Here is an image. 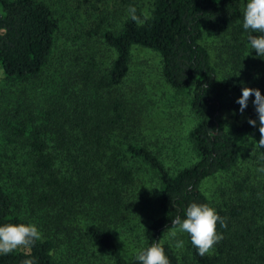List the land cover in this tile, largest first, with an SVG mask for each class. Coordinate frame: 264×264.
I'll list each match as a JSON object with an SVG mask.
<instances>
[{"label": "trees", "instance_id": "obj_1", "mask_svg": "<svg viewBox=\"0 0 264 264\" xmlns=\"http://www.w3.org/2000/svg\"><path fill=\"white\" fill-rule=\"evenodd\" d=\"M54 1L0 0V68L4 81L20 85L0 104V225L31 222L43 236L31 257L18 249L0 255V264L32 257L36 264H81L89 243L110 264H139L136 254L157 240L170 264H264V173L257 171L264 149L258 162L247 159L236 139L260 136L254 97L239 111L241 88L264 95V57L251 50L243 29L247 0H150L143 25L130 19L128 0H111L119 9L112 19L99 10L96 17L92 0H74L78 44L63 48L69 59L56 56L50 67L64 23ZM93 41L105 59L95 57ZM136 48L154 52L161 81L187 94L195 119L185 137L191 161L166 164L145 131L152 99H142V77L132 74ZM209 129L218 130L214 138ZM143 191L155 215L126 257L108 228L124 225L125 210ZM191 202L208 203L227 224L217 223L223 239L203 257L186 233L181 255L164 240Z\"/></svg>", "mask_w": 264, "mask_h": 264}, {"label": "rangeland", "instance_id": "obj_2", "mask_svg": "<svg viewBox=\"0 0 264 264\" xmlns=\"http://www.w3.org/2000/svg\"><path fill=\"white\" fill-rule=\"evenodd\" d=\"M89 1L90 0H86L84 4H89ZM101 1L104 4H102ZM101 1L98 4L95 0H92L91 2L92 6L95 5L93 7L95 8L96 17L97 10H99L100 16L107 17L108 19L115 18L119 15V9L116 8L115 4H112L111 0ZM112 1L114 3L116 2V0ZM128 1L129 6L138 8L142 13L147 12L148 6L150 5V0ZM73 2L74 0H56L54 1V4L52 3V8L57 7V12L61 16L64 23L62 24L63 27L60 32L57 34L53 54L50 58L52 62L50 67L55 66L54 63L58 58H56V56L63 55V59H69L65 56L67 54L64 53L63 48H69L71 44H78L79 40L77 37L79 35L76 34L77 31H75V29H78L79 25L77 23H73V19L71 18L72 10L74 9ZM82 23L84 22L82 21ZM82 25H85V23ZM88 27L89 24L86 25V28ZM74 38H76V40H73ZM207 38H209L210 41L213 40L211 34H209ZM91 44L95 45V48L98 50L94 52L96 53L95 57L97 59H105L107 51L103 48V46L98 41H93ZM61 51H63L64 54L61 53ZM130 65L132 74L134 73L136 76L140 73L142 77V82L140 84L145 87L142 99L144 101H147L149 98L152 99V103H149L148 100L149 104L147 103L146 112L144 113V117L148 120L146 123L148 128L145 129L146 133L152 137L153 141H155L154 144H156L157 147H160L162 153L166 155L165 157L168 159V162L166 160V164L177 165L178 163L181 164L186 161H191L192 154L190 153L191 150L188 148V142L185 137L189 128L192 127L195 119L185 104L187 94L176 93L170 90L165 83L161 81L158 75L160 66L159 57L154 52L148 49H134ZM41 75L42 77L45 76L44 74ZM37 84L39 85V89L43 91L47 89V86L44 85L45 83L42 85L40 83ZM34 85L35 83L33 82L24 84L25 88L28 89ZM19 88V84H11L3 80L0 68V104L2 103L1 105H3L10 102L16 93L15 91ZM5 91L10 92L6 93ZM1 98H4V100ZM236 139L242 145L241 148L247 159L253 158L254 161L258 162V158L262 155V149L260 150L255 146V141L258 140L249 136L244 137L238 135L236 136ZM215 183H220L219 179L216 181H206V185H212ZM148 189L149 188L147 187V190ZM142 193H144V196H141L139 201L135 203L133 207L129 206L128 209L125 210L126 217L124 225L121 227L108 228L116 242L117 247L126 257L134 252V246L137 242L136 234H138L140 226L147 222L148 218L155 215V209L152 205V201L150 199L145 201V199L149 197V193L146 195L145 191ZM172 230L173 229L170 231ZM170 231L167 232L164 240L176 249L179 252V255L183 254L185 248L178 250L175 247L177 240H183V233L177 232V236L175 238H171L169 236ZM85 262L87 264H110V260L104 255V253L90 243L88 244V255L83 257L81 264H86Z\"/></svg>", "mask_w": 264, "mask_h": 264}, {"label": "clouds", "instance_id": "obj_3", "mask_svg": "<svg viewBox=\"0 0 264 264\" xmlns=\"http://www.w3.org/2000/svg\"><path fill=\"white\" fill-rule=\"evenodd\" d=\"M127 11L130 19L139 25H143L149 19L147 12L142 13L143 18L138 16L134 6H129ZM243 29L248 33L247 40L251 50H255L257 57H264V0H247L243 12ZM251 97H254L252 103L259 121L260 136L259 140L255 141V146L261 150L264 149V95L259 89L244 86L236 103L243 114ZM247 122L252 127L257 125L255 119H249ZM217 132L218 130L209 129V138H214ZM257 171L264 173V166ZM217 223L222 228L227 227L225 218H222L214 207L208 203L191 202L186 206L183 218L176 215L171 220L173 230L169 232V236L175 238L177 232L186 233L197 254L203 257L210 254L215 245L223 239V235L217 232ZM42 239V232L34 223H4L0 225V255H8L22 249L25 255L31 257V248L36 241ZM175 247L178 250L183 249L184 241L177 240ZM135 258L139 264H170L169 257L159 240L139 251ZM22 264H36V259L34 257L25 259Z\"/></svg>", "mask_w": 264, "mask_h": 264}]
</instances>
